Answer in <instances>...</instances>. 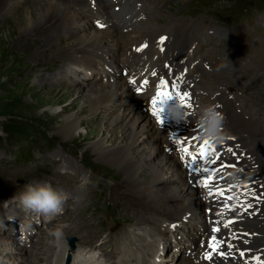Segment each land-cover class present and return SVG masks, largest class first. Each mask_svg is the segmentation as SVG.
<instances>
[{
    "label": "bare ground",
    "instance_id": "6f19581e",
    "mask_svg": "<svg viewBox=\"0 0 264 264\" xmlns=\"http://www.w3.org/2000/svg\"><path fill=\"white\" fill-rule=\"evenodd\" d=\"M19 1L25 0H0V17L5 15L2 11L5 6L7 10L14 11L18 8ZM165 2L167 0H44L34 10L36 12L28 13L19 22L17 27L22 31L17 39L8 35L12 43L10 55L25 52L30 47L34 49L30 52L32 63L24 62V65L11 68L20 76L23 95H47L52 99L53 105H57L73 95L69 90L52 89L54 83L66 80L68 76L74 78L76 70L64 71L62 68L56 72L55 67H66L68 64L80 67L84 63L96 68L102 67L108 61L107 56L114 55L116 64L114 66L110 63L107 69H115L119 74L115 71L114 75L109 73L112 79L106 85H92L86 107L95 113L105 112L110 115L109 127H122L123 137L129 141L126 146L116 145V136L112 135L108 140L102 137L91 145L95 158L122 171L127 187L143 203L129 204L130 212L139 219L138 222H148H145L148 210L161 218H171L176 222L175 225L181 222L186 227L179 226L187 231L185 234L189 242L178 240L176 248L179 251L181 248L187 249V253L176 257L174 264H244L245 258L264 251V191H260L261 187L264 189V183L258 189L249 184L251 181L264 182V121L260 115L250 110L251 106L246 105L254 101L250 96L238 97L236 93V99L232 97V91L237 92V88L246 87L241 79L243 69L239 73H231L229 67L237 70L238 64H227L224 60H219L221 57L215 55L213 49L207 48L197 55L203 30L194 26L195 24L177 23L173 18L170 20V13V16L159 14L162 3ZM159 15L164 19L162 22L157 20ZM36 17L44 18L41 24L33 25ZM62 29L66 34H81L77 43L65 50L58 48L53 52L52 48L61 41ZM217 33L223 36L227 34L221 30H217ZM166 42L170 44L166 45ZM21 43L23 47L19 46ZM154 44L160 46L159 50L145 54ZM12 59L16 62L17 56ZM199 61L207 66H216L200 76L196 74ZM196 62L198 63L195 64ZM147 64L157 67V70L151 73L146 86L138 90L130 81L128 68L134 70L135 65L141 71ZM140 73L137 71V74ZM33 75L37 77L31 85L29 78ZM193 76L199 81H190ZM162 81L168 82L169 91L179 90L180 85L192 82L179 91L190 97L192 107H183L186 120L178 125L170 120L161 125L152 115L151 101ZM51 83L52 86L48 89L47 86ZM61 92L64 94L61 95ZM77 103L78 101L73 100L63 109V114L74 111ZM208 104L216 105L217 111L224 116L221 131L230 138L224 143L210 142L216 149L214 155L219 157L215 163H193L182 151L180 141H186V146L191 151L198 152L203 141L198 127L199 108ZM226 105H230L231 110L225 113ZM117 106L121 107L118 112L110 110ZM83 114L84 111H81L79 114L65 116L58 135L72 140L74 132L83 126L80 123ZM251 124L256 128L252 135L247 132V127H251ZM148 137L151 146L144 148L141 143ZM157 154L161 156L158 164L149 166L150 159ZM146 166H149L148 181L142 180ZM212 170H216L215 177L208 180V187H205L206 178ZM232 173L240 178V183L233 181ZM220 190H223V194H220ZM63 198L69 201L72 196L66 194ZM4 209L21 216L30 213L19 202L15 203L10 198ZM136 212L141 215H136ZM33 214L37 218L40 216L30 213ZM89 227L91 228L89 224L85 225V228ZM217 228L221 229L220 233L215 231ZM66 232L67 228L61 231L63 235H67ZM157 235L163 236L161 230ZM12 237L13 239H9L11 245L0 235V247L6 251L0 264H8L5 259H9L12 264L25 261L24 257H20L25 251L17 236ZM213 237L216 238L215 247L218 251L213 249ZM111 242L114 243L112 238ZM193 245L196 253L192 256L188 250ZM208 253L212 254L211 259L206 258Z\"/></svg>",
    "mask_w": 264,
    "mask_h": 264
},
{
    "label": "rangeland",
    "instance_id": "374dc122",
    "mask_svg": "<svg viewBox=\"0 0 264 264\" xmlns=\"http://www.w3.org/2000/svg\"><path fill=\"white\" fill-rule=\"evenodd\" d=\"M43 1H19V6L14 11L7 10L5 6L2 10L5 15L0 17V235L6 241L17 236L25 251L22 254L24 256H20L25 261H19L18 264H67L68 257H71L70 264H174L176 257L187 253V249L181 248L179 251L176 248L178 240L189 242L185 234L187 231L181 229L184 226L181 222L175 225L176 222L171 218H161L157 213L148 210L145 220L148 224L138 222L139 219L130 212L129 204L143 203L127 187L122 171L95 158L91 150V145L102 137L108 140L110 136H116V145L126 146L129 141L123 137L122 127H109L110 115L105 112L95 113L86 107L90 87L94 84H108L112 79L109 73L114 75L113 71L117 72L115 69H107L110 63L115 66L114 55H108V61L102 67L88 66L87 63L80 67L72 64L55 67L56 72L62 68L64 71L76 70L74 78L68 76V79L53 85L52 89L69 90L73 95L60 104L53 105L52 99L47 95H23L20 76L13 68L24 65V62L32 63L30 52L34 49L30 47V50L10 55L12 43L8 35L11 34L17 39L22 31L17 27L19 22L28 13L36 10ZM162 5L159 14H172L170 20L173 18L177 23L195 24L194 26L203 30L202 41L199 43L201 48L199 47L197 55L207 48L213 49L214 54L221 57L219 60H224L227 64H238L237 70L229 67L231 73H239L243 69L241 79L246 87L237 88L239 92L232 91V97L235 98L236 93L238 97L250 96L254 101L246 105L251 106L250 110L260 115L264 121V0H167ZM43 19L36 17L33 25L41 24ZM157 20L162 22L164 19L159 15ZM217 30L226 31L227 34L223 36ZM61 32V41L52 48L53 52L58 48L65 50L77 43L81 34H66L64 29ZM19 46L24 45L21 43ZM158 46H152L150 50L148 48L145 54L157 52L160 48ZM16 56L15 62L12 58ZM214 66L216 65L207 66L199 61V71L196 74L205 75ZM36 77L37 75H33L29 78L31 85L35 83ZM196 78L193 76L190 81L198 82L199 79ZM190 84L180 85L177 91ZM50 86L52 83L47 88H51ZM60 94L63 95L64 92ZM73 100L78 101L75 110L63 114V109ZM120 108L117 106L110 110L118 112ZM230 110L231 106L226 105L224 112ZM81 111H84L80 120L83 126L74 132L72 140L61 138L58 135L61 121L65 116L79 114ZM249 126L251 127L246 126L247 132L252 135L256 128L252 124ZM141 144L144 148L151 146L150 137ZM160 157L157 154L151 158L149 166L158 164ZM149 166L144 167V181L149 180ZM34 180L47 181L62 196H72L69 201H66L67 198L63 200L60 214L51 217L40 215L37 218L35 214L30 215L31 212L21 216L17 212L4 209L7 199L18 202L17 194L24 190L27 183ZM263 183L251 181L249 184L258 189ZM260 191L264 189L261 187ZM136 215L140 216L141 213L136 212ZM22 223L25 224L23 230ZM86 224L91 228H85ZM57 228L60 232L67 228V235L61 233L57 238L49 234ZM157 230H161L162 237L157 235ZM111 238L115 244L111 242ZM71 240H74L73 247ZM189 249L193 256L196 247L193 245ZM5 255L6 251L0 247V263ZM4 261L12 264L9 259Z\"/></svg>",
    "mask_w": 264,
    "mask_h": 264
},
{
    "label": "clouds",
    "instance_id": "9594fccd",
    "mask_svg": "<svg viewBox=\"0 0 264 264\" xmlns=\"http://www.w3.org/2000/svg\"><path fill=\"white\" fill-rule=\"evenodd\" d=\"M160 107L163 110L161 116L165 122L170 120L178 125L186 120L183 106L165 102ZM223 121L224 116L217 111L216 105H201L198 115L201 139L212 143H224L230 137L221 131ZM231 175L235 183L241 182L235 173ZM16 198L26 212L36 213L44 217L56 216L63 210V196L47 181L34 180L27 183L24 186V190L20 191ZM21 228L23 230L25 224L22 223ZM49 234L57 238L61 236L59 228L55 231H50Z\"/></svg>",
    "mask_w": 264,
    "mask_h": 264
},
{
    "label": "snow or ice",
    "instance_id": "6c2138e0",
    "mask_svg": "<svg viewBox=\"0 0 264 264\" xmlns=\"http://www.w3.org/2000/svg\"><path fill=\"white\" fill-rule=\"evenodd\" d=\"M163 39L161 40V43H163ZM146 47V45H145ZM134 82V81H133ZM145 83H147L145 81ZM168 82L162 81L159 89L154 96V98L151 101L152 104V115L154 118H156L157 122L161 125L165 124V120L161 116V112L163 111L161 107H157L158 105H162L165 102L171 103V104H179L183 106L184 108H191L192 105L190 103V97L187 94H182L181 92L177 90H168ZM182 151L185 153L186 157L192 161L193 163H199V162H205V163H215L219 157L214 155L216 153V149L213 148L210 144V141L203 140L199 145L198 152L191 151L187 145L186 141H180ZM230 150V149H229ZM213 154V155H210ZM222 167H227V165H222ZM205 171H209L208 169H205ZM215 171L212 170L209 172V176L206 178L205 187H208V180H213L215 177ZM220 194H223V190H220ZM219 229H215V231H218ZM213 249L218 251L215 247L216 238L213 237ZM243 255V253H241ZM207 259L212 258V254L208 253L206 254Z\"/></svg>",
    "mask_w": 264,
    "mask_h": 264
},
{
    "label": "water",
    "instance_id": "95a60500",
    "mask_svg": "<svg viewBox=\"0 0 264 264\" xmlns=\"http://www.w3.org/2000/svg\"><path fill=\"white\" fill-rule=\"evenodd\" d=\"M73 244H74V240H71L72 247H73ZM70 262H71V257H68L67 264H70Z\"/></svg>",
    "mask_w": 264,
    "mask_h": 264
}]
</instances>
